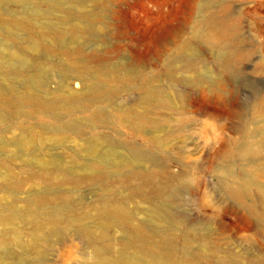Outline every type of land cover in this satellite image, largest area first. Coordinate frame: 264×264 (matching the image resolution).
<instances>
[{"label": "rangeland", "instance_id": "rangeland-1", "mask_svg": "<svg viewBox=\"0 0 264 264\" xmlns=\"http://www.w3.org/2000/svg\"><path fill=\"white\" fill-rule=\"evenodd\" d=\"M218 5L220 15L234 23L230 45L204 43L198 36L204 28L198 15ZM70 24L78 27L70 31ZM51 28L55 40L46 36ZM29 37L42 43L39 50L27 46ZM64 48L71 50L70 58ZM77 73L103 91L92 106L66 110L64 104L71 103L63 100L67 84L70 90L81 88L71 78ZM122 73L128 79H112ZM214 73L222 82L208 87ZM263 91L264 0H0V96L13 102L9 110L0 107V212L14 202L15 226L29 228L22 205L30 204L40 216L46 208L62 212L67 225L62 236L48 237L41 253L0 243V258L15 264H84L89 248L60 208L109 195L123 200L139 185L138 197L125 203L128 210L176 256L187 253L199 264L206 258L210 264H264V223L227 191L230 184L240 185L254 200L264 193V146L254 155L244 149L260 139L250 136L264 125V112L256 107ZM16 92L52 102L54 109L32 112ZM94 109L97 119L89 117ZM118 109L145 118L125 127ZM27 128L34 130L35 140L23 146L20 137ZM7 167L22 177L45 168L66 176L88 168L104 173L98 169L99 182H28L13 190L4 180ZM254 169L259 176L251 173ZM135 171L141 177L116 184L119 175ZM108 182L116 186L110 183L114 188L106 192ZM40 193L68 197L48 207L28 203ZM111 236L121 234L114 228ZM210 245L217 254L204 250Z\"/></svg>", "mask_w": 264, "mask_h": 264}, {"label": "bare ground", "instance_id": "bare-ground-1", "mask_svg": "<svg viewBox=\"0 0 264 264\" xmlns=\"http://www.w3.org/2000/svg\"><path fill=\"white\" fill-rule=\"evenodd\" d=\"M221 12H222V7L220 5H218L215 8L214 7L204 8V10L202 11V14L198 15L197 24H199V25L203 24L204 25V28L202 29L201 32H199L198 36L202 41H204V43L207 42L210 44L211 43H218V44L228 45L229 41L232 40V38L230 37V34H231V31L233 30L234 23H233L231 17L221 16L220 15ZM69 27L71 28V29H69L70 31L76 30V27H78V25L73 24ZM200 29H198V30H200ZM45 32H46V36H48L51 40H55L54 35H56L57 33H56V30L54 28L46 29ZM51 40H49V41H51ZM26 44L28 47H30V49L35 51V50H39L38 48L41 46L42 43L40 44L39 41L30 38L26 42ZM49 44L50 45H48V43H47V45L50 46L49 48L53 50L55 47L53 46L52 43H49ZM62 52L67 55L66 57H68V58L71 57L70 56L72 54L71 50L64 48ZM10 53L12 54V56H14V54H17L13 50L10 51ZM123 74L126 75V73H122L119 76H117V75L112 76V79H114V80L115 79L116 80L128 79V77L123 75ZM71 78L76 80L74 82V86L77 87L80 84L81 88H80V90H77V91L70 90V87L67 84V86H66L67 87L66 97L63 100L65 102H67V100H69L68 102H71V103H69V104L65 103L64 104V108L66 110L70 109V108L72 109V107L75 108V106L76 107L80 106L81 108L86 107L87 105H89L94 100L95 96L97 94H99L100 91H103L100 89V86L96 82L89 83L88 82L89 80L87 78L79 75L78 73L73 74L71 76ZM208 79H209V81L207 83L208 87H210L212 85H218L222 82V78L220 77V75L215 74V73L210 75L208 77ZM141 83H143V85H146V88H147L146 82L145 83L141 82ZM143 85H142V87H144ZM100 93H102V92H100ZM16 94L18 95L19 98L25 99V101H28L30 104L29 110L32 112H35V113L43 112L46 110L49 111L50 109L52 110V108L54 106L52 102L41 103L39 101L31 100L29 96L20 95L17 92H16ZM147 94L149 95L150 91ZM81 95H83V97H78ZM176 97L178 98L177 101L179 102V106H180L181 105V101H180L181 97L178 94ZM156 102L161 104V103H165V100L162 98H158L156 100ZM12 104H13V102L10 99H8L5 96H0V107H2L5 110H7V109L9 110L12 107ZM256 107H257V109H259L258 111L264 112V91L259 96L258 102L256 103ZM81 108H79V109H81ZM146 109L148 110L147 107H146ZM30 111H28V112H30ZM90 115H89V117H91L92 119L99 118L98 117L99 116L98 110H96V109L92 110L90 112ZM134 115H131L126 110L118 109L116 116H117V119H119V121L125 122V123L127 122V125L125 127H127V126L129 127L128 123L129 124L133 123L134 119L135 120L137 119V121H140V120H143L145 118V116H144L145 114H138V115L136 114L135 116ZM93 121H95V120H93ZM123 125H124V123H123ZM133 126H131L130 128L134 129ZM33 131L34 130L32 128H27L26 132H24V134H22L20 137V144H22L23 146L31 145L35 140V136L33 135ZM56 134L57 133H54V135H56ZM62 135H64V134H60L58 137L57 136L56 137L59 138ZM36 137L40 138L41 136L37 135ZM250 137H253L255 139L256 138L257 139L260 138V139H259L258 143L256 144V146H254V144H253V146H254L253 148H251V144H248V145L244 146V149L246 151H249V153L252 155L259 154L260 149H261L260 148L261 145L264 146V142H263L264 141V125L262 126L261 130L258 132L257 135L250 136ZM89 149H90V147H89ZM94 165L96 166V164H94ZM94 165L91 164L89 166L93 167ZM46 169L47 168L33 170V171L29 172L27 174V176L22 177V176H16L13 173V170L11 168L7 167L6 172L4 174V180L6 181V185H8V187L10 189L17 190V189L23 187L24 185L29 184L28 182H31L32 184H34L36 186H38L40 184H48V185L51 183L56 184L55 182H58L57 184H59V182H60V183H64V185L72 184L71 186H74V185L79 184L82 181H86V180L87 181L88 180H90V181H96L97 180L98 181V179L101 178L100 176H102L101 172L99 171L101 168L100 169L99 168H97V169L88 168V172L85 171L86 173H84V174H75L74 173L75 175H71V176L62 175V174L56 173V172L54 173L53 171H51L49 169L46 170ZM158 169L160 172H165V170L167 168H158ZM148 170L147 171L149 174H148L147 181H151L152 176H153L152 168H149ZM252 172L256 173L258 176L260 175V171L258 169H254V171H251V173ZM103 173H104V171H103ZM103 176H104V174H103ZM139 177H141L140 174L137 171H135L132 174L119 175L118 178L115 179V181H116V184L119 183V185L120 184L124 185L127 182L130 183V181H132V179L134 181V179L139 178ZM249 177L252 178L253 176L250 175ZM251 178H250V180H251ZM247 180L245 179V181H247ZM105 182H107V181L105 180ZM110 183H109V185L106 184V188H104V189H106V192H109V190L113 189L114 186H116V184L114 182H112L115 184L113 187H112V185H110ZM32 184H30V185H32ZM138 190H139V185H136V186L130 188V190L128 192L129 193L128 196H127V193L124 192L126 195H124L123 200H121V198H120V200H117V199H115L109 195L106 198H104L105 196L102 197V199H100L101 201H99L97 203H95V202L89 203L88 202L87 204H83L82 202H78V203H76L75 207H73L72 204L69 203V205H67V204L64 205L63 209L60 208L61 211L63 210L65 212V216H66L67 221L70 224L77 226V228H78L77 233H79V236L81 238H83V240H84L83 242L85 243L84 248L85 249L89 248L88 252H87V249L86 250L84 249L85 250V255L83 257L84 258V264H199L195 257L187 255V253L180 255V256H176L175 254H173L171 248L162 247L166 241L164 243H159V244H161V246H159V244L157 243L159 241H157V240L154 241L155 240L153 238L154 234L152 235L151 233H149L148 230H147L148 231L147 232L144 229L145 227H143V224L139 223L134 218L135 217L134 213L132 211L128 210L129 208H127V205L125 203L127 202L128 199H134V198L138 197V196H136L139 193ZM112 191H115V190H112ZM227 191H228V194L233 199H235L237 202H239L240 204H242L244 206V208L246 209L247 212L251 213L256 218H258L262 223H264V193H262L260 198L258 197L259 200H254V199L248 197V195L246 193V188H244L243 186H240V185L237 186L234 184H230L228 186ZM56 195L55 194H45V193L35 194L31 198V200L28 201V203L30 202L32 205L35 204L36 206H40V207H42V206L48 207L49 203H52L53 201H57V199H59V198L62 199L64 197L63 195L62 196H56ZM65 196H67V195H65ZM121 196H123V195H121ZM67 197H64L63 199H65ZM139 202H141V199H138L137 203H139ZM58 203H59V201H58ZM7 204H8V207L4 206V207H6V208H4V210L5 209L6 210L5 211L2 210L0 212V225L2 226V234L0 235V243H2V244L10 243L14 246H17V248L23 247V248H25V250L27 249V250L35 252V253H41V249L43 250L44 245L47 244L46 240L48 239V237H50L52 235L62 236L63 233L65 234V232L67 230V225H66V223H64L63 217L60 216V214L62 212L60 214H59V212H57V213L50 212V211L48 212L47 208H46V212H44L40 216V215H38V212L35 211L34 209H32L30 207L31 205L28 204V205H22V210H26L25 216H26V219L28 220V223L30 224L29 228L25 227V229H28L27 232H24V230H25L24 227L20 228L19 226H15V225H17L15 220L17 219L18 215L16 214V212L14 210H12V207H14V205H15L14 202H9ZM61 207H62V203H61ZM18 208H20V207H18ZM85 219H90L91 223L83 222V220H85ZM108 228H112V231L115 228V232L118 230L121 234L120 238H116L114 236L112 237L111 236L112 231L108 232ZM21 232L22 233L24 232L25 237H23L22 235L20 237ZM110 232H111V234H110ZM156 236H158V235H156ZM156 236H154V237H156ZM50 239H51V237H50ZM162 240L164 241V239H162ZM44 242H46V244H44ZM213 249H214V247L212 245H210L209 247L206 246L204 248V250H206V251L209 250L210 252H214ZM214 253L217 254L216 251ZM216 254H214V255H216ZM221 258H223V257H218V259L220 261H221ZM207 260L208 259L206 258L204 264H210ZM228 263L239 264V263H236L234 261L228 262ZM0 264H15V263L13 262V260H10L9 258H0Z\"/></svg>", "mask_w": 264, "mask_h": 264}]
</instances>
